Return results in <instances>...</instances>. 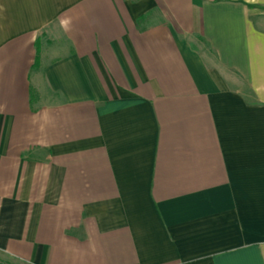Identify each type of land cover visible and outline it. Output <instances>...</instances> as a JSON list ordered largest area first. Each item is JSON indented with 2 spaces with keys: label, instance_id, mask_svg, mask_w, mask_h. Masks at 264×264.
<instances>
[{
  "label": "crops",
  "instance_id": "obj_1",
  "mask_svg": "<svg viewBox=\"0 0 264 264\" xmlns=\"http://www.w3.org/2000/svg\"><path fill=\"white\" fill-rule=\"evenodd\" d=\"M264 264V0H0V263Z\"/></svg>",
  "mask_w": 264,
  "mask_h": 264
},
{
  "label": "rangeland",
  "instance_id": "obj_2",
  "mask_svg": "<svg viewBox=\"0 0 264 264\" xmlns=\"http://www.w3.org/2000/svg\"><path fill=\"white\" fill-rule=\"evenodd\" d=\"M2 261L0 264H23L22 262H19L15 259L9 258V257H2Z\"/></svg>",
  "mask_w": 264,
  "mask_h": 264
}]
</instances>
